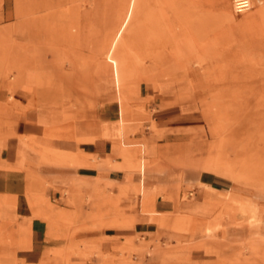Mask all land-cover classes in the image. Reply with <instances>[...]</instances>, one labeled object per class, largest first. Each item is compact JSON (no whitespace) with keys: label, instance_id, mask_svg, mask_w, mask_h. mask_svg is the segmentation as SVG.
<instances>
[{"label":"rangeland","instance_id":"374dc122","mask_svg":"<svg viewBox=\"0 0 264 264\" xmlns=\"http://www.w3.org/2000/svg\"><path fill=\"white\" fill-rule=\"evenodd\" d=\"M250 2L236 13L233 0H0V104L15 113L57 107L74 123L118 118L119 106L130 116L185 108L195 122L182 135L187 159L235 185L239 198L204 227L160 226L174 230L176 243L196 234L213 264H264V0ZM124 90L128 101L116 96L107 109L105 96ZM5 118L0 110V137L8 135ZM125 126L117 122L114 134ZM182 149L161 150L162 162L179 169ZM134 166L146 210L148 165L140 157ZM127 199L113 183L74 197L66 236L124 234L134 223ZM79 247L74 240L59 255ZM164 250L160 264H210L189 261L179 244Z\"/></svg>","mask_w":264,"mask_h":264},{"label":"crops","instance_id":"0c3cea01","mask_svg":"<svg viewBox=\"0 0 264 264\" xmlns=\"http://www.w3.org/2000/svg\"><path fill=\"white\" fill-rule=\"evenodd\" d=\"M125 91L113 98L110 93L104 95L107 109L116 96L118 102L128 101ZM9 109L0 104L8 122V135L0 137V264H160L169 251L165 246L177 244L183 246L189 261L213 264L215 259L199 245L196 234H181L176 243L174 230L160 226L165 220L171 226L188 220L187 229L204 227L229 198H239L235 185L187 159L191 144L182 135L190 133L195 122L185 108L169 104L149 114L130 116L119 106L118 118L93 114L80 123H74V117L66 118L57 107L16 113ZM119 121L126 125L123 135L114 134ZM169 147H183L179 169L162 162L160 152ZM125 153L130 154V163ZM140 157L148 165L146 210L138 190L140 174L134 166ZM106 183L126 193L132 226L118 236L85 232L66 236L74 229V220H64L74 214V197L93 193ZM74 240L80 253L64 259L59 253L65 246H74Z\"/></svg>","mask_w":264,"mask_h":264},{"label":"built area","instance_id":"2783aa9c","mask_svg":"<svg viewBox=\"0 0 264 264\" xmlns=\"http://www.w3.org/2000/svg\"><path fill=\"white\" fill-rule=\"evenodd\" d=\"M250 7V0H234L233 8L236 13H240L242 10L248 9Z\"/></svg>","mask_w":264,"mask_h":264},{"label":"bare ground","instance_id":"6f19581e","mask_svg":"<svg viewBox=\"0 0 264 264\" xmlns=\"http://www.w3.org/2000/svg\"><path fill=\"white\" fill-rule=\"evenodd\" d=\"M234 1V0H233ZM258 2H259V4H261L262 2H261V0H258ZM250 7H251V2H250ZM250 7L248 8V9H245V10H242L240 13H243V12H245V11H247V10H249L250 9ZM235 11V10H234Z\"/></svg>","mask_w":264,"mask_h":264}]
</instances>
